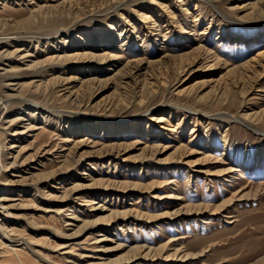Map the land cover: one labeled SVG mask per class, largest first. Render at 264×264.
<instances>
[{
  "label": "rangeland",
  "instance_id": "rangeland-1",
  "mask_svg": "<svg viewBox=\"0 0 264 264\" xmlns=\"http://www.w3.org/2000/svg\"><path fill=\"white\" fill-rule=\"evenodd\" d=\"M0 26V264H264V0H0Z\"/></svg>",
  "mask_w": 264,
  "mask_h": 264
},
{
  "label": "bare ground",
  "instance_id": "bare-ground-1",
  "mask_svg": "<svg viewBox=\"0 0 264 264\" xmlns=\"http://www.w3.org/2000/svg\"><path fill=\"white\" fill-rule=\"evenodd\" d=\"M4 1H7V0H4ZM4 26H5V24H4ZM41 37H46V36L45 35L44 36L38 35L36 38H41ZM1 42H6L7 44L12 43V38L1 36L0 37V43ZM11 55H13V53L9 52L5 55V57L11 56ZM3 58H4V56H3ZM58 59H60V58H58ZM7 103H8V101L2 102V105H4L5 109L8 107V106H6ZM6 187L7 186H5L4 188H6ZM1 192H3V193L8 192V189H3V190H1ZM7 201H8V197L5 194L3 196H0V222H4L6 220V217H8L10 214V209L12 208V206L7 205ZM16 239L17 238H14L13 236H11L8 233V231L5 228V225L0 223V246L3 247V248H1V250L5 249L6 247H13L14 246L13 244H16V243H21V245L25 244L24 241H22V239H19V240H16ZM7 244H9V245H7Z\"/></svg>",
  "mask_w": 264,
  "mask_h": 264
}]
</instances>
